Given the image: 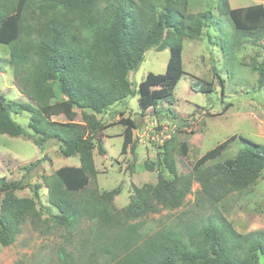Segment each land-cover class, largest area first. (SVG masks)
Returning <instances> with one entry per match:
<instances>
[{"label": "trees", "instance_id": "16d2710c", "mask_svg": "<svg viewBox=\"0 0 264 264\" xmlns=\"http://www.w3.org/2000/svg\"><path fill=\"white\" fill-rule=\"evenodd\" d=\"M187 5L188 0H0V44L9 48L14 73H23L21 93L35 103H5L0 94V135L25 137L40 149L53 140L62 156L78 157V167H60L43 176L42 182L47 202L56 210L49 215L56 227L69 232L82 219L96 227L93 244L98 260L89 259V264H259L264 257V234L238 233L216 209L212 216L198 215L191 222L178 219L145 232L144 237L137 231L150 214L179 209L194 182L199 186L196 201L210 206L232 195L247 194L264 173V143L232 135L179 175L174 157L176 153L187 157L188 145L181 142L177 152L169 139L163 142L156 163L144 162L146 170L158 171L156 184H131L126 207L118 210L114 206L121 184L88 194L85 200L74 196L87 192L97 174L93 150L105 154L102 137L107 125L98 116L134 93L128 74L136 70L148 49L168 48L169 57L163 73L149 72L138 84L141 112L155 107L160 99L174 102L173 90L184 74L183 39L200 38L212 17L209 10L190 13ZM217 7L233 24L234 44L250 38L262 40L264 5L231 8L228 0H217ZM252 70L257 74V87L263 88L264 60ZM55 86L64 97L57 102L56 113L72 120L77 109L79 123L52 120ZM190 88L207 93L212 84L196 79ZM13 107L29 114V131L12 119ZM120 116L118 122L124 127L120 155L131 156L126 168L132 174L137 147L133 131L137 127L129 116ZM236 139L243 147L233 157L219 161ZM39 164L35 161L24 170ZM162 169L170 178L164 177ZM23 187L21 181L0 178V249L15 242L26 218L32 225L47 222L37 208L41 186H34L32 198L16 196ZM130 221L132 224L124 225Z\"/></svg>", "mask_w": 264, "mask_h": 264}, {"label": "rangeland", "instance_id": "374dc122", "mask_svg": "<svg viewBox=\"0 0 264 264\" xmlns=\"http://www.w3.org/2000/svg\"><path fill=\"white\" fill-rule=\"evenodd\" d=\"M228 4L231 8H242L264 5V0H228ZM206 10L211 12L212 17L201 37L183 39L184 74L173 90V103L160 99L155 107L143 114L141 112L138 84L149 72L163 73L169 57L168 48L159 51L148 49L140 65L128 74L134 93L98 116L109 125L103 130L105 154L100 156L93 150L97 174L94 181H90L87 192L74 194L77 200H85L88 194L111 190L121 184V192L113 200L114 206L118 210L126 207L132 192L131 184L138 187L156 184L158 171L146 170L144 162L149 160L156 163L161 158L163 142L169 139L177 152L181 142L188 145L187 157L182 158L177 153L174 157L179 175L186 174L195 159L232 135L264 143V87H257V74L252 70L253 65L264 60V33L262 40L257 42L250 38L242 40L239 45L234 44L233 24L227 16L219 13L217 0H188V12ZM32 23L36 26V21ZM13 69L9 63L8 46L0 44L1 97L5 103L14 101L35 104L30 97L21 93L23 73L15 74ZM196 79L211 83V91L202 93L191 89L190 84ZM55 93L52 120L65 123L67 120L64 115L56 113L59 110L57 102L63 98L56 86ZM121 111L122 116H129L136 124L133 137L137 144L143 141L135 149L136 160L132 174L126 168L132 162L131 156L129 153L120 155L124 127L118 122L120 115L116 121L114 118ZM21 112L20 108L13 107L11 117L24 131H29V114ZM73 116V120L80 122L79 110L74 109ZM242 147L243 143L236 139L227 146L218 160L233 157ZM38 160L39 165L30 171L24 170L28 164ZM74 165H79L78 157L62 156L53 140L40 149L25 137L0 135V178L23 183V189L15 193L18 197L32 198L34 186L40 185L37 208L41 219H47V222L32 225L26 218L15 242L0 249V264H89V259L97 262L98 253L94 252L93 240L96 236L94 233L98 231L92 222L82 219L74 230L68 232L56 227L49 216L55 214L56 210L47 202V190L42 178L52 175L60 167ZM162 173L165 178H170L166 170L162 169ZM198 191L199 186L194 182L179 209H160L150 214L145 219L146 225H138L137 231L141 237L145 236V232L167 227L178 219L191 222L198 215H214L215 209L224 214L238 233L264 234V173L247 194L232 195L215 206L196 201ZM130 224L132 221L124 225ZM259 264H264V257Z\"/></svg>", "mask_w": 264, "mask_h": 264}, {"label": "crops", "instance_id": "0c3cea01", "mask_svg": "<svg viewBox=\"0 0 264 264\" xmlns=\"http://www.w3.org/2000/svg\"><path fill=\"white\" fill-rule=\"evenodd\" d=\"M63 98H64V97H63ZM63 98H61V99H63ZM121 114L123 115V111H121L120 114H117L118 116H116V117L114 118V120L116 121V120L119 118V115H121ZM62 115H63V114H62ZM64 117H65V119L67 120L66 122H70V121L72 122V121H73V122H77V123H79L78 121H75V120H73V119H72V120H68V119L66 118V116H64ZM122 117L125 118V116H122ZM101 120H102V119H101ZM80 121H81V119H80ZM62 122H64V121H62ZM102 122H103V121H102ZM103 123H104V122H103ZM104 124H106L107 126H109L107 123H104ZM133 134H134V132H133ZM133 136H134V135H133ZM103 137H104V133H103ZM103 137H102V140H103ZM134 139H135V138H134ZM140 141H141V140H140ZM140 141H139V142H140ZM142 142H143V141H142ZM142 142H141L140 144H137V147L140 146V145H142ZM96 153H97V152H96ZM94 164H95V163H94ZM78 166H79V165H78ZM78 166L74 165L73 167H78ZM95 168H96V165H95Z\"/></svg>", "mask_w": 264, "mask_h": 264}]
</instances>
